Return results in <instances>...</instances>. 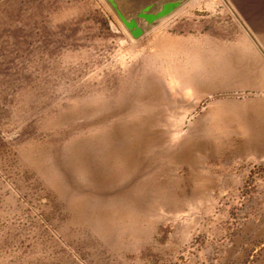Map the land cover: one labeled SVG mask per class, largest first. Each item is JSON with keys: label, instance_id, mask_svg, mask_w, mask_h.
<instances>
[{"label": "rangeland", "instance_id": "rangeland-1", "mask_svg": "<svg viewBox=\"0 0 264 264\" xmlns=\"http://www.w3.org/2000/svg\"><path fill=\"white\" fill-rule=\"evenodd\" d=\"M0 264H264V59L220 0L139 45L98 0H0Z\"/></svg>", "mask_w": 264, "mask_h": 264}, {"label": "water", "instance_id": "water-1", "mask_svg": "<svg viewBox=\"0 0 264 264\" xmlns=\"http://www.w3.org/2000/svg\"><path fill=\"white\" fill-rule=\"evenodd\" d=\"M111 19L114 31L137 45L164 29L202 0H98ZM264 59V48L230 0H220ZM248 92L221 93L208 99L244 97Z\"/></svg>", "mask_w": 264, "mask_h": 264}]
</instances>
